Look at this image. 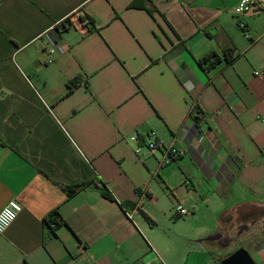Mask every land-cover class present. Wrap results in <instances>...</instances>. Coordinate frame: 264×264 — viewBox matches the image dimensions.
<instances>
[{
  "label": "crops",
  "instance_id": "crops-1",
  "mask_svg": "<svg viewBox=\"0 0 264 264\" xmlns=\"http://www.w3.org/2000/svg\"><path fill=\"white\" fill-rule=\"evenodd\" d=\"M242 1L0 0V27L7 11L33 22L0 42V210L23 205L0 264H183L156 231L176 204L194 227L187 263L245 248L264 264V0L238 16ZM71 14L87 28L52 29ZM152 132L184 155H137L131 138Z\"/></svg>",
  "mask_w": 264,
  "mask_h": 264
},
{
  "label": "rangeland",
  "instance_id": "rangeland-1",
  "mask_svg": "<svg viewBox=\"0 0 264 264\" xmlns=\"http://www.w3.org/2000/svg\"><path fill=\"white\" fill-rule=\"evenodd\" d=\"M8 12V17L4 18V23L3 25L0 27V42L1 41H5L6 40L8 42L12 41L16 44H22L23 39L29 36V34L33 31V26H31V24H33V22L30 23V21H28L25 16L23 14L20 13H16V10H14V13H10ZM75 16V14H71L70 16H66L64 19L60 20L59 22H57L52 29L56 28L57 24H59L60 22H62L63 20H67L68 19H72ZM12 17V18H9ZM9 19H11L12 21V26H11V32L9 31ZM13 22H15L13 24ZM78 23V21L76 22ZM74 32V31H71ZM24 38H21V37ZM43 39H37L35 41H33L32 46L29 48V50L27 51V53H31L36 47H39L41 44H43ZM13 48V47H12ZM11 61H13V63L18 62V58H16V55L11 57ZM12 64H10L9 67V74L8 77L9 79L16 77V73L13 70ZM34 82V80H33ZM35 83V82H34ZM6 89H2L1 92H6ZM263 217H264V212H261V224L259 225L260 228H258L256 231H254L252 234L254 237H256L258 234L261 236L260 239H263L262 235L264 233L263 231ZM193 229L194 227L192 226V224L190 223L188 218H181L179 220H176L175 223L172 224H168V223H161V225L159 227L156 228L157 231V238L158 239H164L165 241H168L170 244L172 243V246L174 247V251L176 254H182V256H184V263L183 264H193L192 263V258L194 254H190V260L187 263V257L189 255H187L186 250H185V245L184 242H182V239H193ZM251 232V231H250ZM249 232V233H250ZM260 232V233H259ZM250 235H248L249 237ZM247 236L245 237L248 238ZM253 237V239H255ZM258 239V238H256Z\"/></svg>",
  "mask_w": 264,
  "mask_h": 264
},
{
  "label": "built area",
  "instance_id": "built-area-1",
  "mask_svg": "<svg viewBox=\"0 0 264 264\" xmlns=\"http://www.w3.org/2000/svg\"><path fill=\"white\" fill-rule=\"evenodd\" d=\"M256 5H258L257 0H243L240 5L236 8L235 14L238 16H242L243 14L247 13L248 11L252 10ZM63 20L59 24H57L56 29L59 30V32H63ZM81 29L87 28V23L85 20H81V22H78L77 24L70 21L65 24V27L67 29H72L74 27H78ZM239 28L244 32L245 38L249 39V35L247 34V28L244 22L239 21L238 22ZM54 49H49L48 54L54 53ZM49 63H52V60L48 61ZM255 75L260 76L261 74L259 72H256ZM135 143L139 144L136 149V154L139 155L145 148L148 153L153 154L154 152L158 150L163 151V162L168 163L171 161H174L175 159H178L184 155L183 150H178L174 147H168L166 146L161 140L158 139L155 132H152L149 134L147 141L145 142V145H141V137L138 133H135L133 137L131 138ZM145 197V196H144ZM23 211V205L16 200L10 201L3 209L0 210V235L5 234V232L10 228V226L15 222L18 215ZM175 212L178 217L184 218L189 215V210L184 208L180 204L175 205ZM131 217V214H130Z\"/></svg>",
  "mask_w": 264,
  "mask_h": 264
},
{
  "label": "trees",
  "instance_id": "trees-1",
  "mask_svg": "<svg viewBox=\"0 0 264 264\" xmlns=\"http://www.w3.org/2000/svg\"><path fill=\"white\" fill-rule=\"evenodd\" d=\"M139 0H134L133 4H132V7H135V8H144L146 9L147 7L145 6L144 3L142 4H138ZM149 12H151V10L149 9ZM69 22V20L67 19L65 22H63V28H64V31L68 30L66 27H65V24ZM227 60L228 62H230L232 60V57L230 55H227ZM219 60L215 57V56H211L207 59H204L202 62H200L201 65H207V67H212L216 62H218ZM96 184L98 185V187L100 188L102 194L109 198V199H112V196L110 194V192L108 191V188L105 187L103 184H99L98 182H96ZM60 220H59V215L58 213L56 212H53L51 215H49L46 219H45V223L48 224L49 226H51V228L55 231V229L60 226Z\"/></svg>",
  "mask_w": 264,
  "mask_h": 264
},
{
  "label": "water",
  "instance_id": "water-1",
  "mask_svg": "<svg viewBox=\"0 0 264 264\" xmlns=\"http://www.w3.org/2000/svg\"><path fill=\"white\" fill-rule=\"evenodd\" d=\"M259 7L257 6L254 9H258ZM57 32H59L58 29H56ZM218 237H209L206 240H217ZM224 248L227 247V245L223 246ZM221 264H256L254 259L252 258V255L245 249V248H240L230 254L228 257L223 259L221 261Z\"/></svg>",
  "mask_w": 264,
  "mask_h": 264
},
{
  "label": "flooded vegetation",
  "instance_id": "flooded-vegetation-1",
  "mask_svg": "<svg viewBox=\"0 0 264 264\" xmlns=\"http://www.w3.org/2000/svg\"><path fill=\"white\" fill-rule=\"evenodd\" d=\"M248 230H249L248 227H244V228H242L240 231H241V234H243L245 231H248ZM236 239H239V237L236 238Z\"/></svg>",
  "mask_w": 264,
  "mask_h": 264
}]
</instances>
